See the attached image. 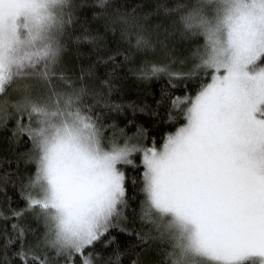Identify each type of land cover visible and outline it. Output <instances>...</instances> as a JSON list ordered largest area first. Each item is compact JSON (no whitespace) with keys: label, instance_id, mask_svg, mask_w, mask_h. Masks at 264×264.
Returning a JSON list of instances; mask_svg holds the SVG:
<instances>
[{"label":"snow or ice","instance_id":"snow-or-ice-1","mask_svg":"<svg viewBox=\"0 0 264 264\" xmlns=\"http://www.w3.org/2000/svg\"><path fill=\"white\" fill-rule=\"evenodd\" d=\"M0 133V264H264V0H0Z\"/></svg>","mask_w":264,"mask_h":264},{"label":"trees","instance_id":"trees-1","mask_svg":"<svg viewBox=\"0 0 264 264\" xmlns=\"http://www.w3.org/2000/svg\"><path fill=\"white\" fill-rule=\"evenodd\" d=\"M133 2H135V0H133ZM68 55L70 57L71 62L74 63V57H72V54L69 53ZM164 83H165L164 79H161L155 82L139 83L130 78L124 89L125 97L127 99H136L137 102H142L143 99L151 100V96L146 95L147 89L151 88L152 91H155L158 93L161 85H163ZM137 116L141 122H144L146 120V117L143 114L138 113ZM157 119L160 122L158 127L151 128L150 123H145V127H149L150 129L149 136L150 137L154 136L159 141L165 131L171 130V127H170L171 122L167 120V116L164 114H161V116L157 117ZM0 135H2V133H0ZM15 166H16L15 163H13L12 167H15ZM21 167L23 168V165H21ZM128 171H131V169H128ZM9 191L12 192L13 195L15 196L13 189L10 188ZM15 203L16 202L14 200L13 206H15ZM112 234L120 236L122 240L126 239V236L123 233H120L118 229L114 230ZM123 264H128V257H125L123 259Z\"/></svg>","mask_w":264,"mask_h":264}]
</instances>
